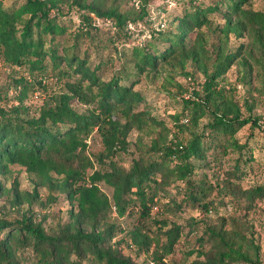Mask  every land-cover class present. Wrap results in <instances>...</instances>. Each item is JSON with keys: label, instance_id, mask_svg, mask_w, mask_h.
I'll return each instance as SVG.
<instances>
[{"label": "trees", "instance_id": "trees-1", "mask_svg": "<svg viewBox=\"0 0 264 264\" xmlns=\"http://www.w3.org/2000/svg\"><path fill=\"white\" fill-rule=\"evenodd\" d=\"M2 1L0 52L5 60L12 64L26 65L30 73H35L33 76L39 86L45 87L44 79L52 75L58 77L59 81L65 80L68 91L55 96L37 118L24 116L26 110L21 105H10L9 108L0 105V173L11 163H18L26 170L37 173L44 183L54 182L52 173H56L61 177L58 187L76 202L77 211L72 208L71 219L63 225L61 234L52 235L44 232L41 223L34 219L32 209L14 222L0 219V264H13L10 258L15 250L29 247L32 248L36 264H141L125 256L122 250L125 247L133 248L137 255L151 251L154 240L149 233L144 232L148 228L144 220L152 218L155 204L171 211L173 206L187 202L191 207L201 208L203 216H206L210 210L217 211L219 206H227L233 201L245 209H252L258 202L264 201V184L246 189L239 187L238 183L246 174L254 154L248 142L240 143V139L235 137L249 121L253 127L261 128L262 125L256 117L242 118L238 106L234 107L232 100L222 96L217 81L219 74L243 56V45L235 47L238 53L221 58L215 72H208L203 65V72L207 76L203 91H197L195 98L183 100L194 120L206 116L211 121L210 126L195 133L186 142L170 141L168 145L159 147L156 151L159 155L145 164L134 159L130 170L114 166L113 171L94 170L87 178L89 165L84 155L85 139L96 129L103 136L106 155L113 157L128 150L126 136L132 126H139L143 121V116L132 113L141 100L140 92L134 89L137 80L125 85L117 74L108 81L102 79L101 70L108 67L109 60L94 62L89 48L81 57L78 38L73 52L65 47L62 53L56 46L46 48L41 39L43 34L62 33L63 30L56 19L50 17L51 6H47L45 1L26 0L18 8L12 9L4 8ZM227 1L233 3L231 8H235V4L241 0ZM200 11L196 8L187 15L189 22H184L179 33L169 32L165 35L159 32L164 37L163 41L169 42L164 50L154 46L153 51L135 47L132 54L140 68L156 67L159 60L166 61L175 55L183 56L187 48L186 29L192 28L191 25L201 26L207 21L206 10L202 13ZM23 14H28V18L20 37L13 38L11 36L15 34L6 32V27L14 18ZM106 14L117 18L120 27L128 17L115 10ZM145 14L147 12L143 9L131 19L135 22ZM246 16L251 24H258L264 29L262 12L246 11ZM95 35L92 34L94 44L97 39ZM47 56L53 60L51 71L45 62ZM58 61H64L67 65L62 67ZM18 85L22 86L19 93L21 101L35 88L25 75L15 78L14 86ZM94 86H97L96 90ZM75 99L85 104L94 103V108L88 113H79L72 106ZM121 117L126 121L122 122ZM206 138L211 144L224 147L225 151L232 148L239 152L234 170L224 183L209 181L207 174L197 176L198 167L206 168L211 162L206 158ZM177 180L184 184L177 187V193L183 196L179 202L176 194H170L167 189L170 183ZM101 181L113 187L111 198L101 189ZM113 205L119 215H123L128 208L133 211L139 206V224L126 232L124 227L108 222ZM80 221L87 223L89 229L84 228ZM156 223L165 241L161 244L157 238V247L152 250V255L156 264H165L164 257L173 252L185 227L167 218L156 219ZM206 231L210 233L212 249L209 252L202 250L200 253L206 258L196 259L192 264H264L259 254L260 248L254 241L253 258L243 250L242 244L235 241L234 237L245 238L238 232H232L233 237L229 230L208 227ZM124 232L128 236L116 238L118 233ZM199 237L202 248L204 238Z\"/></svg>", "mask_w": 264, "mask_h": 264}, {"label": "rangeland", "instance_id": "rangeland-1", "mask_svg": "<svg viewBox=\"0 0 264 264\" xmlns=\"http://www.w3.org/2000/svg\"><path fill=\"white\" fill-rule=\"evenodd\" d=\"M25 1L3 0L2 6L18 8ZM43 1L47 6H51L50 17L55 18L63 30L62 33L43 34L41 39L46 48L56 46L62 53L65 47L73 52L78 38L77 46L81 57L89 48L94 62L109 60L108 67L101 70L102 79L108 81L117 74L125 85L137 80L134 89L140 92L141 100L132 113L143 116V121L139 126H132L126 136L129 143L127 151L108 157L103 136L96 129L85 139L84 155L89 165L87 178L94 170L113 171L114 166L130 170L134 159L145 164L159 155L156 152L159 147L168 145L170 141L186 142L195 133L210 126L211 121L206 116L194 120L183 100L195 98L197 91H203L207 77L203 72V65L208 72H215L221 58L234 52L238 53L235 47L243 45V56L218 75V88L222 90L223 97L233 101L234 107L238 106L242 118L256 117L262 125L261 128L253 127L249 121L235 135L240 139V143L248 142L254 154L246 174L238 183L239 187L246 189L264 184V29L258 24H251L246 16V11H259L264 14V0H241L235 4V8H231L233 3L227 0ZM196 8H199L201 13L206 10L207 21L201 26L191 25L192 28L186 29L187 48L183 56L175 55L166 61L159 60L156 67L145 66L141 69L132 54L134 48H148L153 51L154 46L164 50L169 42L163 41L164 37L159 35V32L165 35L169 32L179 33L184 22H189L187 15ZM143 9L147 15L132 21L131 18ZM111 10L128 16L122 21V27L119 26L117 18L106 14ZM26 18L28 14L14 18L6 27V32L15 34L11 36L13 38H19ZM92 34H96V44L92 41ZM45 62L51 71V57L47 56ZM58 62L62 67L67 65L64 61ZM33 74L27 70L26 65L7 62L0 52V105L8 108L10 105H21L26 110L24 116L37 118L41 111L53 102L55 96L68 91L65 80L59 81L58 77L52 75L44 79L45 87H42L37 84ZM20 75H25L33 85L31 86L35 87L27 93L23 101L19 98L22 86H14L15 78ZM93 89L96 90L97 86ZM94 105L85 104L79 99L72 102L73 108L79 113L90 112ZM121 121L125 122L126 119L121 117ZM207 138L206 158L211 162L206 168L199 166L196 170L197 176L207 174L209 181L215 184L224 183L234 170L239 152L232 148L225 151L224 147L216 146V143L211 144ZM52 175L55 181L44 183L41 176L26 170L18 163H11L8 168H3L0 173V219L14 222L20 220L27 210L32 209L35 213L34 219L41 223V228L46 234H61L63 225L71 219L70 210H76V202L69 199L66 192L58 187L61 177L56 173ZM99 185L111 198L113 187L102 181ZM178 186H184L183 182L173 181L167 189L170 194H176V200L179 202L183 196L177 193ZM245 208L239 207L233 201L227 206H219L217 211L210 210L208 215L203 216L201 208L191 207L187 202L173 206L171 211L155 204L152 218L144 220L148 227L144 232L149 233L154 240L151 251L137 255L133 248L125 247L122 252L137 263L152 261L156 264L152 250L157 247V238L161 244L165 241V237L157 230L156 219L167 218L184 225L185 229L173 252L164 257L165 264H192L196 259L204 260L206 256L200 252H209L212 249V239L206 231L208 227L221 231L229 230L233 237L235 232L244 236L245 238L234 237L235 241L242 244L243 250L253 258L254 241L260 248L259 254L264 262V201L258 202L252 209ZM112 209L108 222L124 227L126 232L139 224V206L133 211L128 208L123 215L118 214L114 205ZM80 223L89 229L87 223ZM126 232L118 233L116 238L128 236ZM199 236L204 238L202 248ZM31 249L17 248L11 255V262L36 264ZM191 250L193 253H190Z\"/></svg>", "mask_w": 264, "mask_h": 264}, {"label": "built area", "instance_id": "built-area-1", "mask_svg": "<svg viewBox=\"0 0 264 264\" xmlns=\"http://www.w3.org/2000/svg\"><path fill=\"white\" fill-rule=\"evenodd\" d=\"M150 263H151V264H154V262H152V261H151Z\"/></svg>", "mask_w": 264, "mask_h": 264}]
</instances>
